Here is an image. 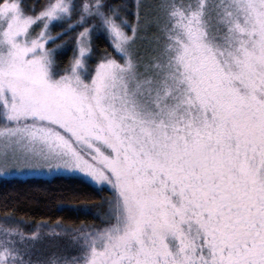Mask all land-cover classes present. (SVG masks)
Wrapping results in <instances>:
<instances>
[{
    "label": "snow or ice",
    "instance_id": "1",
    "mask_svg": "<svg viewBox=\"0 0 264 264\" xmlns=\"http://www.w3.org/2000/svg\"><path fill=\"white\" fill-rule=\"evenodd\" d=\"M24 174L110 195L4 212L0 264H264V0H0V176Z\"/></svg>",
    "mask_w": 264,
    "mask_h": 264
},
{
    "label": "trees",
    "instance_id": "2",
    "mask_svg": "<svg viewBox=\"0 0 264 264\" xmlns=\"http://www.w3.org/2000/svg\"><path fill=\"white\" fill-rule=\"evenodd\" d=\"M107 44L103 37L96 40L98 52ZM109 195L106 189L101 190L77 178H12L0 182V213L15 210L16 215L34 220L55 222L61 219L66 224L79 223L91 221L97 215L86 213L83 208H97Z\"/></svg>",
    "mask_w": 264,
    "mask_h": 264
},
{
    "label": "rangeland",
    "instance_id": "3",
    "mask_svg": "<svg viewBox=\"0 0 264 264\" xmlns=\"http://www.w3.org/2000/svg\"><path fill=\"white\" fill-rule=\"evenodd\" d=\"M113 2L118 3V2H120V0H113ZM143 43L146 45L147 44V41H143ZM58 176H65V177L77 178V179L83 180V178L80 177V176H71V175H35V174H24V175L0 176V182H5V181L10 180L12 178H21V179H34V178L52 179V178H55V177H58ZM96 188H98V187H96ZM103 206H104V204L100 205L97 208H83V210H85L86 213H95V214H97V213H99L102 210ZM2 215H3V213H0V216H2ZM17 216L18 217H22V216H19V215H17ZM36 221H39V220H36ZM46 221H48V220H46ZM49 222H51V221H49Z\"/></svg>",
    "mask_w": 264,
    "mask_h": 264
}]
</instances>
